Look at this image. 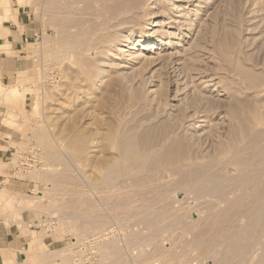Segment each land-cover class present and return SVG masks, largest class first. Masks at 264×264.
Returning <instances> with one entry per match:
<instances>
[{
	"label": "rangeland",
	"instance_id": "374dc122",
	"mask_svg": "<svg viewBox=\"0 0 264 264\" xmlns=\"http://www.w3.org/2000/svg\"><path fill=\"white\" fill-rule=\"evenodd\" d=\"M9 1L0 217L41 264H264V0Z\"/></svg>",
	"mask_w": 264,
	"mask_h": 264
},
{
	"label": "crops",
	"instance_id": "0c3cea01",
	"mask_svg": "<svg viewBox=\"0 0 264 264\" xmlns=\"http://www.w3.org/2000/svg\"><path fill=\"white\" fill-rule=\"evenodd\" d=\"M13 6L9 0H0V11L3 12V17L6 16L8 27L5 28L9 33L7 36L0 39V46H11L13 51H16L14 60H8L6 55L0 52V75L3 78H8V73L13 75L19 70V63L22 62V53L25 44L32 38L33 32L30 28V22L25 18L23 11L17 12L16 21H14ZM0 14V16H1ZM8 41L7 44L5 42ZM11 51V49H10ZM14 52H11L13 54ZM1 110V106H0ZM6 128L0 123V158L7 152L8 147L5 144L7 141L5 133ZM4 148H7L4 150ZM1 181V178H0ZM9 186H12L10 184ZM12 197L6 194V191L0 193V203L11 205ZM46 246H54L53 240L44 238L42 240ZM35 246L36 242L30 234L23 230V227L10 219L0 217V264H41V254L39 252L30 251V246ZM31 246V249L33 248Z\"/></svg>",
	"mask_w": 264,
	"mask_h": 264
},
{
	"label": "bare ground",
	"instance_id": "6f19581e",
	"mask_svg": "<svg viewBox=\"0 0 264 264\" xmlns=\"http://www.w3.org/2000/svg\"><path fill=\"white\" fill-rule=\"evenodd\" d=\"M122 18H123V17H122ZM125 22H126V21H125ZM126 23H127V22H126ZM115 31H116V30H115ZM120 33H121V32H120ZM121 35H123V33H122ZM138 36H140V35H138ZM118 37H119V34H118ZM122 38H123V37H122ZM122 40H123V39H122ZM118 41H119V40H118ZM114 43H116V42H114ZM116 44H118V43H116ZM105 46H106V45H105ZM105 46H104V47H105ZM115 46H116V45H115ZM115 46H114V47H115ZM122 46H126V45H125V44H124V45H120V46L118 45V47L116 46V47H117L116 49L119 50V52H122V51L124 50V49H122V48H123ZM146 49L148 50V47H147ZM104 51H106V48H105ZM106 52H107L106 54H110V55L113 54V53H109V52H112L111 49H109V47H108V50H107ZM104 53H105V52H104ZM137 53H138V52H137ZM132 55H135V54H132ZM105 56H106V55H105ZM136 56H137V55H136ZM136 56H132V57L134 58V57H136ZM136 58H137V57H136ZM104 63H105V61H104ZM100 64H103V62L101 61ZM104 65H106V64H103V66H104ZM101 66H102V65H101ZM105 67H106V66H105ZM99 68H101V67H99ZM77 88L80 89L79 86H77ZM65 90H66V89H65ZM67 90H68V89H67ZM57 94H58V93H57ZM58 95H59V94H58ZM63 95H65V94H63ZM63 95H62L61 97H63ZM64 98H65V97H64ZM54 100H57V99H54ZM91 116H92V115H91ZM200 119H201V118H200ZM91 120H92V119H91ZM89 123H90V122H89ZM91 123H92V122H91ZM93 124H94V123H93ZM102 125H103V124H102ZM75 126H76V125H75ZM85 126H86V125H85ZM81 127H82V126H81ZM107 128H108V127H107ZM109 128H111V127H109ZM109 128H108V129H109ZM75 130H76V129H75ZM91 131H93V130H91ZM95 131H96V130H95ZM84 132H85V131H84ZM102 132L107 133L105 130L102 131ZM81 134H82V133H81ZM91 134H92V132H91ZM94 134H96V133H94ZM99 134H100V133H99ZM77 135H78V134H77ZM92 135H93V134H92ZM105 135H106V134H105ZM105 135H104V133H103V136L105 137L104 139H106V136H107V138L109 139V142H108V143H110V145H111V147H112V144H113L112 142H113V140H114L115 133H113L112 130H110L109 133H108L106 136H105ZM82 136H84V135H82ZM87 137H88V136H87ZM101 137H102V135H101ZM75 138H76V137H75ZM77 139H78V138H77ZM71 140L73 141L74 139L72 138ZM86 140H87V139H86ZM86 140H85V141H86ZM93 140H94V139H93ZM93 140H92V141H93ZM98 140H99V139H98ZM106 140H107V139H106ZM106 140H105V141H106ZM103 141H104V140H103ZM105 141H104V144H105ZM107 141H108V140H107ZM80 142H81V141H80ZM94 142H95V141H94ZM86 143H87V141H86ZM70 144L72 145V143H70ZM73 144H74V143H73ZM104 144H103V145H104ZM77 145H78V144H77ZM80 145H81V144H80ZM94 145H95V144H94ZM87 146H88V145H87ZM105 146H107V145L105 144V145L103 146V148H105ZM108 146H109V144H108ZM108 146H107V147H108ZM74 147H76V146H74ZM91 147H93V146H90V148H91ZM113 147H114V146H113ZM113 147H112V148H113ZM115 147H116V146H115ZM72 148H73V147H72ZM87 148H88V147H87ZM103 148H102V149H103ZM76 149L78 150V148H76ZM81 149H82V148H81ZM81 149H80V151H82ZM91 150H92V149H91ZM104 150H105V149H104ZM107 150H109V149L107 148L106 151H107ZM114 150H115V148H114ZM78 152H79V150H78ZM92 152H93V151H92ZM111 152H112V151H111ZM111 152H109V153H111ZM85 153H86V152H85ZM97 153H98V152H97ZM105 153H106V152H105ZM107 153H108V152H107ZM113 154H114V153H113ZM119 154H120V153H119ZM104 156H105V159H107V162H108V156H106V155H104ZM109 156H110V155H109ZM111 156H112V155H111ZM113 156H114V155H113ZM86 157H87V156H86ZM86 157H85V158H86ZM89 157H90V156H89ZM85 158H84V159H85ZM87 158H88V157H87ZM111 158H112V157H111ZM90 159H91V157H90ZM85 160H86V159H85ZM87 160H88V159H87ZM103 160H104V159H103ZM109 160H110V159H109ZM88 161H90V160H88ZM110 162H111V160H110ZM102 163H103V162H102ZM105 164H106V163H105ZM100 166H101V165H100ZM106 166H107V165H106ZM102 167H103V166H102Z\"/></svg>",
	"mask_w": 264,
	"mask_h": 264
}]
</instances>
